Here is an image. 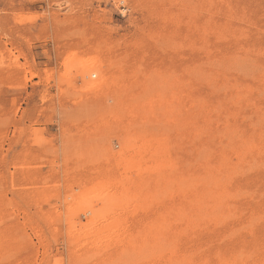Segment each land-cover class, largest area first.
Segmentation results:
<instances>
[{
	"label": "rangeland",
	"instance_id": "rangeland-1",
	"mask_svg": "<svg viewBox=\"0 0 264 264\" xmlns=\"http://www.w3.org/2000/svg\"><path fill=\"white\" fill-rule=\"evenodd\" d=\"M127 137L150 140L147 168L123 183L135 206L110 214ZM208 190L230 197L199 204ZM111 221L118 242L79 239ZM158 224L192 264L264 263V0H0V264H153Z\"/></svg>",
	"mask_w": 264,
	"mask_h": 264
},
{
	"label": "bare ground",
	"instance_id": "bare-ground-1",
	"mask_svg": "<svg viewBox=\"0 0 264 264\" xmlns=\"http://www.w3.org/2000/svg\"><path fill=\"white\" fill-rule=\"evenodd\" d=\"M195 5H197V4H195ZM202 5V4H201ZM200 5V6H201ZM203 7V6H202ZM213 28V27H212ZM220 29V28H219ZM223 29V28H222ZM206 30V29H205ZM221 31V30H220ZM219 34V33H218ZM221 34V33H220ZM220 34H219V36L218 37H220ZM207 51V50H206ZM205 52V51H204ZM92 58H94V57H92ZM236 58V57H235ZM99 59V58H98ZM217 60V59H216ZM221 61H223V60H221ZM214 62V61H213ZM234 62V61H233ZM210 63V62H209ZM223 63V62H222ZM97 64H98V62H97ZM203 64H204V62H203ZM208 64V63H207ZM95 65H96V61H95V59H90V60H88L87 62L85 61V62H83V68H82V70H83V72L86 74V73H88V71L89 70H91V69H95ZM211 65H213V63H211ZM227 65V64H226ZM229 65V64H228ZM245 66V65H244ZM216 68V67H215ZM196 69V68H195ZM72 70V69H71ZM201 71V70H200ZM204 71V70H203ZM202 71V72H203ZM208 74H210V73H208ZM95 76V74L93 73L92 74V77H94ZM116 76V75H115ZM122 76V75H121ZM101 78L98 80V81H96V82H91V83H89L88 84V86L86 87V89H92L93 91L94 90H99L100 88H102V86H109V84H110V81L106 78H102L103 76L101 75L100 76ZM106 77V76H105ZM117 77H119V76H117ZM210 77V76H209ZM99 78V77H98ZM116 78V77H115ZM204 78V77H203ZM117 80V79H116ZM116 80H114V81H116ZM209 81V80H208ZM207 81V82H208ZM213 82V81H212ZM211 83V82H210ZM151 85V84H150ZM149 85V86H150ZM152 88V87H151ZM157 88V87H156ZM158 89V88H157ZM222 89V88H221ZM224 89V88H223ZM148 90V93L150 92L149 91V88L147 89ZM159 90V89H158ZM157 90V91H158ZM152 91H154V89H152ZM107 93V92H106ZM105 93V94H106ZM176 94V93H175ZM151 96H152V94H150ZM162 96V95H161ZM244 96H246V95H244ZM153 97V96H152ZM162 98V97H161ZM242 98V97H241ZM152 99V98H151ZM168 100V99H167ZM170 100H172V99H170ZM241 100V99H240ZM153 101V100H152ZM152 101L150 100V102H148L149 104L151 103L152 104ZM198 101V100H197ZM192 103V102H191ZM197 103V102H196ZM144 104V103H143ZM150 104V105H151ZM156 104V103H155ZM173 104V103H172ZM172 104H170V105H172ZM145 105V104H144ZM194 105V104H193ZM190 106V105H189ZM137 107H139V105L137 104ZM161 108V107H160ZM174 108V107H173ZM156 109V108H155ZM177 109V108H176ZM181 109V108H180ZM187 109V108H186ZM154 111V109H151V111ZM161 110V109H160ZM128 111V110H127ZM145 112H146V110H144ZM169 112V111H168ZM171 112V111H170ZM173 112V111H172ZM128 113V112H127ZM150 113V112H149ZM149 113H147V114H145V115H148ZM151 116H152V114H150ZM155 115V114H154ZM171 116V115H170ZM148 120V119H147ZM171 120V119H170ZM173 120V119H172ZM204 120V119H203ZM177 121V120H176ZM210 121V120H209ZM129 123H131V122H128V125H129ZM137 124V123H136ZM140 124V123H139ZM147 124V123H146ZM174 125V124H173ZM135 126V125H134ZM139 126V125H138ZM196 126V125H195ZM204 127V126H203ZM139 128V127H138ZM225 128V127H224ZM228 128V127H227ZM234 128V127H233ZM121 129H123V128H121ZM130 129V128H129ZM132 129H134V128H132ZM207 129V128H206ZM137 130H139V129H137ZM141 130V129H140ZM208 130V129H207ZM228 130V129H227ZM229 131V130H228ZM231 132V131H230ZM230 132H228V133H230ZM225 133V132H224ZM202 134V133H201ZM232 134H233V132H232ZM236 134V133H235ZM132 136H136V135H132ZM223 136V135H222ZM131 137V136H130ZM138 137V136H137ZM227 137H228V135H227ZM230 137V136H229ZM234 137V136H233ZM134 138V137H133ZM122 139V138H121ZM226 139V138H225ZM123 140V139H122ZM227 140H228V138H227ZM232 140V139H231ZM240 141H241V138H240ZM249 142V141H248ZM122 143V142H121ZM241 144H243V143H241ZM150 145H151V142H150V140L149 139H145V141H143L142 139H140V138H134L133 139V141H132V139H130V138H126V139H124V141H123V149L121 150V151H119L118 152V154H117V158L114 160L115 162V164H116V169H119V168H121L122 169V174L120 175V177H118V179H117V175L115 176L114 175V177H116V182H114V183H108L107 184V186H110V185H112V184H114L115 186L116 185H118L117 183H120L119 184V186L121 185L122 186V188L121 189H119V193L120 194H118V196L119 197H115V195L114 194H116V193H114L113 192V194H112V196L110 195L111 193H112V191L114 190V189H116V188H114L113 187V190L111 191V193H110V191H108L106 194H107V202L109 203V204H107V211L110 213V214H112V213H118V214H121L122 215V213L123 212H125V211H127L128 212V210L130 209V207L132 206V205H134L133 203L135 202V200H137V197H139L140 196V194H139V191H138V196H136V195H130L129 194V189H127V188H125L126 186H125V184H127L126 183V180L130 177V173L131 172H133V171H136L137 172V174L138 175H141L142 177H144L142 174H144V169L145 168H147V166L145 167V162H143L144 160H143V158L141 157L142 155H143V153L145 152V151H147V153H149V147H150ZM246 145V144H245ZM251 145V144H250ZM255 145V144H254ZM260 145V144H259ZM241 146H243V145H241ZM247 146H249V145H247ZM225 147V146H224ZM233 147V146H232ZM240 147V146H239ZM250 147V146H249ZM256 147V146H255ZM255 147L253 148V149H255ZM226 148V147H225ZM230 148V147H229ZM260 148V147H259ZM263 148V147H262ZM205 149V148H204ZM204 149H202V151L204 150ZM228 149V148H227ZM245 149H246V151L248 150V148L245 146ZM243 150H244V148H243ZM249 150H252V149H249ZM201 151V152H202ZM205 151V150H204ZM203 151V152H204ZM245 151V152H246ZM201 152H199L200 153V155H201ZM233 152V151H232ZM236 152V151H235ZM244 152V153H245ZM258 152H259V150H258ZM257 152V153H258ZM211 153V152H210ZM237 153V152H236ZM240 153H242V152H240ZM248 153H250V152H248ZM106 154V153H105ZM204 154H205V152H204ZM204 154H202V155H204ZM207 154H208V152H207ZM238 154V153H237ZM237 154H234L235 156H237ZM93 155H95V154H93ZM233 155V156H234ZM111 156V155H110ZM113 156V155H112ZM151 156V155H150ZM243 156V155H242ZM107 157H109V156H107ZM228 157V156H227ZM110 158V157H109ZM203 158V159H202ZM110 159H112V158H110ZM201 159L202 160H204L205 158H204V156L203 157H201ZM224 159V161H225V158H223ZM230 159V158H229ZM245 159V158H244ZM237 160H238V158H237ZM240 160H243V158L242 159H240ZM204 161H206V159L204 160ZM222 161L223 160H221V166L223 165L222 164ZM239 161V160H238ZM113 162V161H112ZM202 162V161H201ZM225 162H227V160L225 161ZM240 162V161H239ZM247 162V161H246ZM204 163V162H203ZM206 163V162H205ZM238 163V162H237ZM237 163H236V166H237ZM111 164V163H110ZM225 165H226V163H224ZM205 165V164H204ZM208 165V164H207ZM224 165V166H225ZM111 166H112V164H111ZM114 166V165H113ZM224 166H223V168H224ZM231 166V165H230ZM229 166V167H230ZM233 166V165H232ZM231 166V167H232ZM249 166V165H248ZM256 166V165H255ZM154 168L156 167V166H153ZM208 167H210V166H208ZM212 168H214V166L212 165L211 166ZM228 167V168H229ZM230 167V168H231ZM250 167H252V166H250ZM107 168H110L109 167V165L107 166ZM218 168V167H217ZM220 166H219V168L217 169L218 170V172H216V173H219V171H220ZM226 168V167H225ZM229 168V169H230ZM234 168V170L236 171L237 169V167L235 168V167H233ZM20 169V168H19ZM205 169H207V168H205ZM205 169L203 170V171H205ZM215 169L216 168H214V170L213 171H215ZM227 169V168H226ZM100 170V169H99ZM110 170H112L111 168H110ZM113 170H115V169H113ZM221 170H224V169H221ZM105 171H108V170H106L105 169ZM104 171V172H105ZM207 171V170H206ZM210 171H211V168H210ZM103 171H102V173H104ZM109 172V171H108ZM208 172V171H207ZM206 172V173H207ZM225 172V171H224ZM231 172V171H230ZM101 173V174H102ZM113 173V172H112ZM118 173V172H117ZM134 173V172H133ZM210 173V172H209ZM221 173V172H220ZM227 174H228V172H226ZM225 173V174H226ZM235 173V172H234ZM107 174V173H106ZM105 174V175H106ZM109 174V173H108ZM107 174V175H108ZM114 174V173H113ZM116 174V173H115ZM135 174V173H134ZM211 174H212V172H211ZM215 174V173H214ZM233 174V173H232ZM112 175V174H111ZM208 176L210 175V174H207ZM213 175V174H212ZM211 175V176H212ZM222 175V174H221ZM231 175V174H230ZM119 176V175H118ZM208 176H206L207 178H208ZM210 176V177H211ZM214 176V178H215V175H213ZM227 176V175H226ZM229 176V175H228ZM96 177H98V176H96ZM107 177V176H106ZM109 177V176H108ZM146 177V176H145ZM203 176H201V178H202ZM206 177H205V179H206ZM209 177V178H210ZM217 177H219V179H218V181L219 180H223L224 179V181L225 180H227L226 178H228V177H224L223 179H221L222 177H220V175L219 176H217ZM216 177V178H217ZM230 177V176H229ZM172 178V177H171ZM204 178V177H203ZM216 178L214 179V180H216ZM144 179V178H143ZM204 179V180H205ZM229 179V178H228ZM110 181L112 180L113 181V179H109ZM145 180V179H144ZM213 180V179H212ZM208 181V182H210V183H212V184H215L216 185V187H215V185H212V184H210V187H211V185H212V187L214 186L215 188H217L218 186L217 185H219V183L217 184V183H214L213 181ZM93 181V180H92ZM107 181H108V178H107ZM109 181V182H110ZM114 181H115V178H114ZM143 181V180H142ZM201 181V180H200ZM199 181V183H202V181L200 182ZM229 181H230V179H229ZM95 183H96V181H94ZM141 182V181H140ZM98 183V182H97ZM123 183H125L124 184V188H123ZM137 183L139 184V182L137 181ZM143 183H144V181H143ZM207 183V182H206ZM205 182L203 183L204 185L206 184ZM221 183H222V181H221ZM89 184V183H88ZM202 184V185H203ZM208 184V183H207ZM226 184H228V183H226ZM140 185V184H139ZM221 185V184H220ZM224 185V184H223ZM89 186V185H88ZM141 186H142V183H141ZM144 186H146V185H144ZM226 186V185H225ZM224 186V187H225ZM127 187H129V185L127 186ZM143 187V186H142ZM212 187H211V190H212ZM220 187V186H219ZM218 187V188H219ZM134 188V187H133ZM133 188H131V189H133ZM145 188V187H144ZM143 188V189H144ZM204 188V187H203ZM206 188V187H205ZM208 188H209V186H208ZM217 188V189H218ZM223 188V187H222ZM222 188H219L220 190L222 189ZM111 189V188H110ZM142 189V188H141ZM216 189V190H217ZM225 188H223V190H224ZM136 190H138V189H136ZM147 190V189H146ZM211 190H210V192H211ZM214 190V189H213ZM215 190V192H217ZM220 190L216 193V195H215V192L214 193H211L212 194V196H208L209 195V190H208V192H205V197H206V200H205V202H200L199 201V204L200 203H203V204H206V201H208L207 199H214V200H217V202H216V204H217V207L219 206V204L218 203H222L223 204V202L225 201V203H226V201L228 200V197H230L229 195L232 193H230V192H228V190H227V192H228V197H226L225 196V194H223L222 195V193L220 192ZM226 190H224V192L226 191ZM132 191V190H131ZM222 191V190H221ZM234 191V190H233ZM97 192V191H96ZM103 192H105V191H103ZM115 192H116V190H115ZM118 192V191H117ZM133 192V191H132ZM223 192V193H224ZM234 192H236V191H234ZM201 193V192H200ZM105 194V195H106ZM109 194V195H108ZM136 194V193H135ZM202 194H203V198H204V192H202ZM80 195V194H79ZM88 195V194H87ZM104 195V196H105ZM200 195V194H199ZM225 196L226 197V200H225V198L223 197V201L222 202H220L219 201V199L222 197V196ZM227 195V194H226ZM235 194H233V196H234ZM134 196H136V197H134ZM221 196V197H220ZM236 196V195H235ZM96 197V196H95ZM143 197V198H142ZM141 197V200H140V203L142 204V206H143V202H146L147 200V197L148 196H142ZM199 197V196H198ZM209 197H211V198H209ZM231 197H232V195H231ZM237 197V196H236ZM150 198V197H149ZM200 198V197H199ZM203 198H201V199H199V200H202ZM233 199H234V197H232ZM230 199V198H229ZM211 200H210V202H211ZM150 202V201H149ZM209 202V203H210ZM139 203V202H138ZM148 203V202H147ZM208 203V202H207ZM80 204V203H79ZM207 205V204H206ZM135 206V205H134ZM134 206H132V207H134ZM210 206V205H209ZM212 206V205H211ZM213 206H215L214 204H213ZM202 207V206H201ZM204 207H205V205H204ZM203 207V208H204ZM217 207L215 206V208H216V210H215V208H214V210L218 213H220V211H221V208H220V210H217ZM222 207V206H221ZM226 207V206H225ZM66 208V207H65ZM200 208V207H199ZM223 208H224V206H223ZM229 208V207H228ZM106 209V208H105ZM134 209V208H133ZM132 209V210H133ZM141 209V208H140ZM139 209V210H140ZM212 208H210L209 209V211L211 210ZM234 209V208H233ZM134 210H136V209H134ZM142 210V209H141ZM201 210H203V209H201ZM230 210V209H229ZM69 211V210H68ZM76 211V210H75ZM120 211V212H119ZM121 211H122V213H121ZM60 212V211H59ZM198 212V211H197ZM200 212H202L203 213V211H200ZM212 212V211H211ZM214 212V211H213ZM230 212V211H229ZM55 213V212H54ZM58 213V212H57ZM130 213V215H131V213H132V211L131 212H129ZM153 213V212H152ZM199 213V212H198ZM223 213H225L224 211H223ZM115 214H113V215H115ZM127 213H125V215H126ZM201 214V213H200ZM204 214V213H203ZM210 214V213H209ZM212 215H209L208 217H214V219H215V212L214 213H211ZM213 214L215 215V216H213ZM221 214V213H220ZM219 214V215H220ZM226 214V213H225ZM255 214V213H254ZM59 215V214H58ZM128 215V214H127ZM127 215L124 217V218H126L127 217ZM130 215H128V217L130 216ZM197 215V214H196ZM196 215H194L195 217H194V219L195 218H197L198 216H200V215H198V216H196ZM223 215V214H222ZM221 215V216H222ZM228 215V214H227ZM142 216V215H141ZM203 216H205V215H203ZM49 217V216H48ZM114 217V216H113ZM122 217V218H123ZM143 217V216H142ZM202 217V216H201ZM219 217L220 216H217V218H218V222L220 221L221 223H222V221L223 220H226L223 216V220L221 221V220H219ZM109 218V217H108ZM119 219H120V217H118ZM193 218V217H192ZM216 218V219H217ZM110 219V218H109ZM114 219V218H113ZM127 219V218H126ZM131 219V218H130ZM194 219H193V221H194ZM198 219V218H197ZM203 219V218H202ZM204 219L206 220V219H208V218H205L204 217ZM116 220V219H115ZM123 220V219H122ZM129 220V219H128ZM210 221L209 222H211V219H209ZM127 221V220H126ZM196 221V220H195ZM198 221H200V220H198ZM203 221V220H202ZM208 221V220H207ZM212 221H213V219H212ZM217 221V220H216ZM93 222H95V221H93ZM112 222V221H111ZM125 222V221H124ZM132 222V221H131ZM215 222V221H214ZM117 223V222H116ZM115 223V221H113L112 223H110V225L109 224H107V229H94V226H91V225H93L92 223H91V225L90 226H88L87 228H85L83 231H81V232H79V239H83L82 241L84 242V243H90V244H88V245H93L94 247H92V248H95V247H99V246H102V244L103 243H109V242H111V241H117L118 242V240L120 239V236H123L122 234H121V230H122V228H123V226L121 227L119 224H116ZM128 223V222H127ZM130 223V222H129ZM196 223H198V224H200V222H196ZM205 223V222H204ZM124 224V223H123ZM164 224V223H163ZM165 224H168V223H165ZM188 224V223H187ZM131 225V224H130ZM190 225H193L192 223L190 224ZM102 226V225H101ZM142 226V225H141ZM176 226V225H175ZM180 226V225H179ZM184 226V225H183ZM183 226H181V227H183ZM197 226V225H196ZM206 226H207V224H206ZM208 226H209V224H208ZM212 226V225H211ZM121 227V228H120ZM180 227V228H181ZM198 227V226H197ZM201 227V226H200ZM249 227V226H248ZM35 228V227H34ZM106 228V227H105ZM132 228V227H131ZM140 228V227H139ZM191 228V230H194L195 229V225H194V229H192V226L190 227ZM135 229V228H134ZM141 229H142V227H141ZM147 229V228H146ZM152 229V231L150 232V241H151V248L153 249V256L155 257V259L154 260H156L153 264H159L160 263V261H162L163 262V260H164V262H165V264H192V262H191V260H190V258L189 257H187V256H185V255H182V254H178L179 252H178V250H180V249H178L177 250V252L175 251V249L174 248H171L172 247V244H173V236H174V233H176V234H178L176 231L178 230H176V231H174L173 230V232L171 231V229L170 228H168V227H166L165 225L163 226L162 224L160 225V224H158V225H155L153 228H151ZM182 229H184V228H182ZM185 229H187V228H185ZM184 229V230H185ZM207 229V228H206ZM124 230V229H123ZM132 230V229H131ZM136 230V229H135ZM148 230V229H147ZM181 230V229H180ZM184 230H182V231H184ZM190 230V229H189ZM201 230V229H200ZM188 231V230H187ZM226 231V230H225ZM77 232V233H78ZM131 232V231H130ZM179 232V231H178ZM192 232V231H191ZM76 233V234H77ZM123 233V232H122ZM126 233V232H125ZM180 233V232H179ZM189 233V232H188ZM198 233H199V231H198ZM124 234V233H123ZM139 234V233H138ZM196 234V233H195ZM72 235H74V233L72 234ZM72 235H71V237H72ZM183 235V234H182ZM222 235V234H221ZM75 236H78V234L77 235H75ZM134 236H136V235H134ZM140 236V235H139ZM145 236V235H144ZM149 236L147 235V238H149ZM180 236V235H179ZM187 236V235H186ZM193 236V235H192ZM196 236V235H195ZM171 237V238H170ZM175 237V236H174ZM225 237V236H224ZM132 238H133V235H131V233H128L127 235H125V238H124V249L123 250H126V248L127 247H129V249L133 246L132 245ZM135 238V237H134ZM140 238V237H139ZM138 238V239H139ZM74 239H75V237H74ZM188 239H191V238H188ZM123 240V239H122ZM140 240H141V238H140ZM142 240H143V238H142ZM141 240V241H142ZM146 240H148V239H146ZM175 242H177V241H179L178 239H177V241H176V238H175V240H174ZM121 242V241H120ZM119 242V243H120ZM135 242V241H134ZM118 243V244H119ZM138 243H140V242H138L137 241V244ZM147 243V242H146ZM178 243V242H177ZM176 243V244H177ZM194 243H195V241H194ZM250 243V242H249ZM121 244V243H120ZM125 244H126V246H125ZM148 244V243H147ZM189 244V243H188ZM193 244V243H192ZM198 244H200V242L198 243ZM198 244H196V245H194L195 247L198 245ZM79 245V244H78ZM82 245H85V244H82ZM122 245H123V243H122ZM135 245V244H134ZM175 245V244H174ZM179 245V244H178ZM185 245V244H184ZM187 245V244H186ZM202 244H200V246H201ZM249 245V244H248ZM248 245H247V247H248ZM87 246V245H86ZM86 246L84 247V248H86ZM111 246V245H110ZM114 246H116V244L114 245ZM137 246V245H136ZM189 246H190V244H189ZM192 246V245H191ZM190 246V247H191ZM200 246H197L198 248L200 247ZM78 247V246H77ZM103 247H105V245L103 246ZM108 247V246H107ZM189 247V248H190ZM196 247V248H197ZM76 248V247H75ZM114 248V247H113ZM119 248H121L120 246H119ZM123 248V247H122ZM192 248V247H191ZM196 248H194V249H196ZM239 248V247H238ZM237 248V249H238ZM115 249V248H114ZM133 249V248H132ZM131 249V250H132ZM137 249V248H136ZM174 249V250H173ZM203 249V248H202ZM201 249V250H202ZM216 249H218V248H216ZM215 249V250H216ZM241 249V248H240ZM100 250V249H99ZM209 250V249H208ZM91 251V250H90ZM92 251H94V250H92ZM120 251V250H119ZM187 251V250H186ZM186 251H184V253L186 252ZM199 251H200V249H199ZM214 251V250H213ZM213 251H212V253H213ZM230 251V250H229ZM228 251V252H229ZM252 251V250H251ZM107 252H109V251H107ZM112 252V251H111ZM116 253L118 252L117 250L115 251ZM132 252V251H131ZM131 252H129V254L131 253ZM146 252V251H145ZM194 252V251H193ZM207 252H209V251H207ZM238 252H239V249H238ZM237 252V253H238ZM244 252V251H243ZM253 252V251H252ZM104 253H106V251L104 252ZM110 253V252H109ZM108 253V254H109ZM124 253V252H123ZM138 253V252H137ZM187 253H189V251L187 252ZM203 253H204V251H203ZM203 253H201V255H203ZM249 253H250V251H249ZM128 254V253H127ZM149 254H150V251H149ZM209 254V253H208ZM216 254V253H215ZM240 254V253H239ZM238 254V255H239ZM243 254V253H242ZM256 254V253H255ZM110 255V254H109ZM108 255V256H109ZM123 255V254H122ZM134 255V254H133ZM135 255H136V253H135ZM151 255V254H150ZM199 255V254H198ZM197 255V256H198ZM205 256H206V254H204ZM204 255H203V258H204ZM213 255V254H212ZM216 255H218V254H216ZM229 255H230V253H229ZM247 255V254H246ZM106 256V255H105ZM215 256V255H214ZM115 257H116V255H115ZM192 257V256H191ZM202 256H200L199 257V260H200V258H201ZM222 257V256H221ZM223 257H224V255H223ZM234 257V256H233ZM239 257V256H238ZM245 257V256H244ZM250 257V256H249ZM127 258V257H126ZM140 258V257H139ZM195 258V257H194ZM214 258V257H213ZM241 258H242V256H241ZM240 258V259H241ZM251 258V257H250ZM254 258V257H253ZM127 259H129V258H127ZM149 259H151V258H149ZM193 259V258H192ZM197 259V258H196ZM204 259H206V258H204ZM203 259V260H204ZM217 259V258H216ZM219 259V258H218ZM217 259V260H218ZM224 259V258H223ZM255 259V258H254ZM139 260V259H138ZM147 260V259H146ZM219 260H221V259H219ZM218 260V261H219ZM237 260V259H236ZM126 261V260H125ZM212 261V260H211ZM210 261V262H211ZM213 261H215V260H213ZM243 261V260H242ZM262 261V260H261ZM264 261V260H263ZM263 261H262V263H263ZM137 262V261H136ZM164 262H163V264H164ZM198 262V261H197ZM202 262V261H201ZM205 262V261H204ZM216 262V261H215ZM252 262H253V260H252ZM123 263H124V261H123ZM133 263V262H132ZM148 263H151V261L150 262H148ZM147 263V264H148ZM209 263V262H208ZM214 263V262H213ZM220 264H236V262L235 261H233V260H229V261H227V260H223V261H220L219 262ZM243 263V262H242ZM125 264V263H124ZM144 264H146V262L144 263ZM162 264V263H161ZM212 264V263H211ZM239 264V263H238ZM249 264V263H248ZM258 264H260V263H258ZM264 264V263H263Z\"/></svg>",
	"mask_w": 264,
	"mask_h": 264
}]
</instances>
